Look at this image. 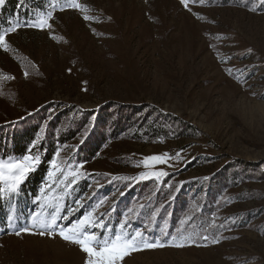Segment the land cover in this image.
<instances>
[{"label":"rangeland","instance_id":"1","mask_svg":"<svg viewBox=\"0 0 264 264\" xmlns=\"http://www.w3.org/2000/svg\"><path fill=\"white\" fill-rule=\"evenodd\" d=\"M40 3L1 33L0 127L34 123L32 146L56 124L58 139L79 130L54 147L30 205L10 202L0 264H85L58 233L89 214L83 229L101 241L139 232L165 245L119 264H264V0ZM158 117L165 139L121 130ZM153 156L165 159L145 167ZM53 217L51 236L23 231Z\"/></svg>","mask_w":264,"mask_h":264},{"label":"trees","instance_id":"2","mask_svg":"<svg viewBox=\"0 0 264 264\" xmlns=\"http://www.w3.org/2000/svg\"><path fill=\"white\" fill-rule=\"evenodd\" d=\"M44 0H4L3 4L0 5V35L1 33L8 28L9 24L12 21H18L22 23H26L28 21H33L36 17L37 13L43 12L44 4L40 3ZM56 0H52L54 2ZM134 113V112H133ZM131 113V114H133ZM83 121V124L86 123L87 117L86 114ZM161 117H158L154 120H143V122L139 121V125L128 124L127 127H123L125 124H121V130L128 128H135L133 132L132 139L152 143L158 140H162L166 138V126L167 122H160ZM81 121V120H80ZM119 124V123H118ZM57 124L53 126L51 130H44L42 133L43 140L37 146H32V142L36 135L34 129L39 128L34 123L26 126L24 123H21L20 129L9 130L5 127H0V160L5 159L7 157L20 160L24 156L32 155L33 152H37V156L39 157V161L33 171H30L22 185L19 187L15 198L11 197V199L7 202H2L0 200V225L4 227L2 224V217L4 213L7 212L13 200H16L19 208L27 207L30 205L29 197L35 196L36 192L43 188L45 185V176L48 173L49 163H51L53 155H54V147L56 144L64 143L65 141L72 140L74 136V132L79 129H72L59 139L52 135V131L56 128ZM83 126V125H82ZM168 131V130H167ZM59 142V143H58ZM96 149H91V154L95 152Z\"/></svg>","mask_w":264,"mask_h":264},{"label":"snow or ice","instance_id":"3","mask_svg":"<svg viewBox=\"0 0 264 264\" xmlns=\"http://www.w3.org/2000/svg\"><path fill=\"white\" fill-rule=\"evenodd\" d=\"M4 0H0V4H3ZM181 3H185V0H181ZM79 7V5H71ZM50 15V14H49ZM88 19V17H84ZM46 19L41 20V24H45ZM15 31V29H12ZM5 37L0 35V45H3ZM38 161V157L25 156L20 161H0V181L6 183V189H0V194L3 191L14 192L17 189L19 183L24 179L26 173L32 169V161ZM164 157H149L146 158L145 167L148 166L147 161H159L163 162ZM55 166V165H54ZM155 175L161 176L164 173H156ZM85 222L93 223L89 216H85L82 220L78 221L77 224L70 227L59 229L60 237L70 243L77 244L81 251L87 254L85 264H119V262L132 252L140 251L143 249H154L158 247H164L159 240L154 243H149L147 240L142 238V234L137 232L135 236L129 237L127 233H118L115 236L109 238L105 237L103 241L99 240L94 233L84 231L83 225ZM56 223V217H53L51 222L44 220L39 221L41 230L37 232H31L29 228L23 229L24 232L32 235H53L51 229L54 228ZM32 227H36V222L33 223ZM20 233L18 232L17 235ZM140 237V239H137ZM169 246L183 247V244L172 243Z\"/></svg>","mask_w":264,"mask_h":264}]
</instances>
